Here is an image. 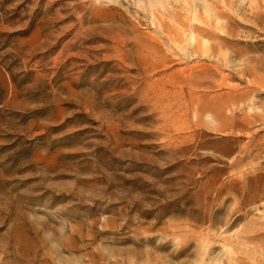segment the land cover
I'll list each match as a JSON object with an SVG mask.
<instances>
[{
	"label": "rangeland",
	"instance_id": "374dc122",
	"mask_svg": "<svg viewBox=\"0 0 264 264\" xmlns=\"http://www.w3.org/2000/svg\"><path fill=\"white\" fill-rule=\"evenodd\" d=\"M0 264H264V0H0Z\"/></svg>",
	"mask_w": 264,
	"mask_h": 264
}]
</instances>
